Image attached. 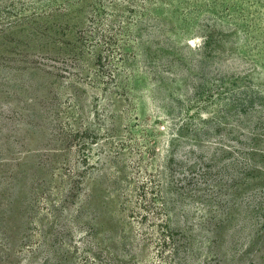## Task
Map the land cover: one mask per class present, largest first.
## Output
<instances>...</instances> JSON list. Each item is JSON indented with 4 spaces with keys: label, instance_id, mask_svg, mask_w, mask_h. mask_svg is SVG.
Wrapping results in <instances>:
<instances>
[{
    "label": "rangeland",
    "instance_id": "rangeland-1",
    "mask_svg": "<svg viewBox=\"0 0 264 264\" xmlns=\"http://www.w3.org/2000/svg\"><path fill=\"white\" fill-rule=\"evenodd\" d=\"M0 264H264V0H0Z\"/></svg>",
    "mask_w": 264,
    "mask_h": 264
},
{
    "label": "trees",
    "instance_id": "trees-1",
    "mask_svg": "<svg viewBox=\"0 0 264 264\" xmlns=\"http://www.w3.org/2000/svg\"><path fill=\"white\" fill-rule=\"evenodd\" d=\"M96 16H97V13H93L92 15H90V21L94 20V18ZM90 24H92V23H90ZM91 33H94V35H95V33H97L96 28L89 26L88 30L80 31V39H81L80 42L82 43L83 40H84V42L88 41L90 46L94 47L97 44V42H101V39L99 38V36H101L102 38L106 37L105 35H103L101 33L100 35H97V37L89 38ZM210 41H211V38L208 37L206 39V41H203V44L209 45ZM104 42H105V44H107L106 46L108 48L106 50H108L110 47V42H107L106 40H104ZM195 49H196V47L192 46L190 51L192 52ZM93 57H94V60H96L95 64H97L98 67L104 66L102 64V61H104L106 59L105 55H102L101 53H93ZM103 74L104 73H101V75H103ZM108 77L111 79H115L114 86L116 89H118V88H121L122 90L125 89L127 82L122 81V79L119 77V75L115 76L112 74ZM203 86H204V83H200V84L194 86L193 89L198 91V89L203 87ZM240 91H244V90H240ZM221 93L224 96V97L222 96V98H227V100H229V96L235 95L234 91H228V90H224ZM251 93L254 96L252 95L249 97V99H248L249 103L253 101V98L255 97L256 91L251 90ZM218 96H219V94H217L215 97H218ZM196 108H198V107L196 106ZM191 116L192 115L190 113L189 117H191ZM181 123H182V125H185L186 120L182 121ZM176 136H178L177 133L173 135L172 139L176 138ZM170 142H171V140H170ZM168 144H169V142H168ZM193 151H195L194 148L190 149L189 150L190 154H193ZM197 165H198V163L195 160H190L188 163H185L182 161V158L179 157V159H177V156L174 155V153H170V155L165 159L163 164L160 166V170L158 171L157 175L150 173L147 175V177L145 179L148 178V182H150V183H153V182L156 183V181H158V184L164 185V183L167 182V175H168L171 177V180L168 183H165L166 186L169 185V183H173V178H175V180H174L175 183L178 181L180 182L182 179L184 181H187L188 184L194 183L196 181V178L193 175V171L195 170L194 168ZM179 174H181V176H179ZM205 174H206V172L200 173V175L202 177H204ZM156 177H157V179H156ZM142 182H143L142 184L147 183L146 181H142ZM161 203H163V201ZM162 205H164V204H162ZM151 215H152V217H155V219L158 222V223H156V226H157L156 245H160L162 247L168 243H172L175 240L174 239L175 235L180 233V231L173 230L170 227V225L168 223L167 213H164L162 211H159V212L153 211ZM162 216H164V217H162ZM149 234L150 233L147 232V233H145V236H148Z\"/></svg>",
    "mask_w": 264,
    "mask_h": 264
}]
</instances>
